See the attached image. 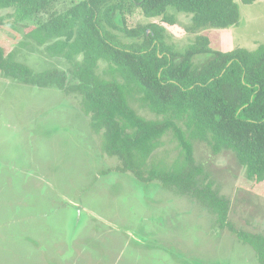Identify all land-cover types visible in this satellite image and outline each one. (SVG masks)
I'll return each instance as SVG.
<instances>
[{"label":"rangeland","instance_id":"obj_1","mask_svg":"<svg viewBox=\"0 0 264 264\" xmlns=\"http://www.w3.org/2000/svg\"><path fill=\"white\" fill-rule=\"evenodd\" d=\"M235 2L239 21L226 29L195 28L188 15L173 10L172 26L144 18L137 8L127 22L158 23L177 51L198 36L207 37L213 51L255 50L264 45V0ZM10 24L0 26L5 53L14 52L34 72L70 69L26 40L23 26L13 30ZM112 33L122 43L135 42ZM104 69L100 64L98 74ZM130 106L146 120L160 119L135 101ZM89 126L77 98L0 75V264H259L253 249L222 230L195 198L113 171L116 160L101 154L100 136ZM162 143L152 160L158 167L181 151L171 133ZM191 143L200 181L210 182L229 204L227 222L264 237V182L248 179L233 151L213 155L205 143Z\"/></svg>","mask_w":264,"mask_h":264},{"label":"trees","instance_id":"obj_2","mask_svg":"<svg viewBox=\"0 0 264 264\" xmlns=\"http://www.w3.org/2000/svg\"><path fill=\"white\" fill-rule=\"evenodd\" d=\"M66 1L0 0V11H7L0 26L9 20L13 30L23 26L26 40L70 67L34 72L0 46V75L77 98L90 130L100 136L101 154L117 162L113 171L195 198L264 264V237L236 231L227 222L229 204L210 182L200 181L191 143H205L213 155L233 151L246 177L264 182V45L220 52L198 36L177 51L158 23L130 27L127 22L137 8L144 18L172 26L168 11L173 10L188 15L195 28L226 29L240 18L235 0H69L71 5L58 10ZM112 31L135 42L122 43ZM203 55L209 57L194 62ZM130 101L160 119H144ZM168 133L181 149L179 157L166 167L155 166L154 154Z\"/></svg>","mask_w":264,"mask_h":264}]
</instances>
